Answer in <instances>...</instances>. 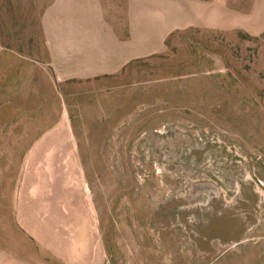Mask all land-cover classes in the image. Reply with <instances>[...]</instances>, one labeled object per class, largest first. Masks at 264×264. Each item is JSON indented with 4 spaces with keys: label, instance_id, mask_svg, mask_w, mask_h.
Wrapping results in <instances>:
<instances>
[{
    "label": "rangeland",
    "instance_id": "obj_1",
    "mask_svg": "<svg viewBox=\"0 0 264 264\" xmlns=\"http://www.w3.org/2000/svg\"><path fill=\"white\" fill-rule=\"evenodd\" d=\"M200 4L163 54L64 81L43 4L0 0V257L86 223L104 264H264V0Z\"/></svg>",
    "mask_w": 264,
    "mask_h": 264
},
{
    "label": "crops",
    "instance_id": "obj_2",
    "mask_svg": "<svg viewBox=\"0 0 264 264\" xmlns=\"http://www.w3.org/2000/svg\"><path fill=\"white\" fill-rule=\"evenodd\" d=\"M34 2L44 8L40 26L48 64L64 81L117 75L138 61L163 54L174 33L210 23L200 12L201 0H196L195 14L191 11L193 0ZM55 200L46 199L47 209L55 207ZM27 208L30 211L25 213L24 206L18 204V216H33L37 209L33 204ZM20 228L39 246L40 254L29 248L23 253L17 249L12 257L1 256L0 264H104L99 252L94 256L90 246L94 225L27 222Z\"/></svg>",
    "mask_w": 264,
    "mask_h": 264
}]
</instances>
